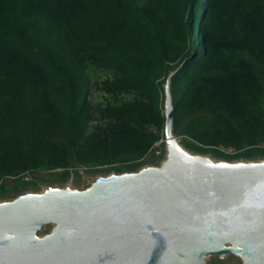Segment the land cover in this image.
I'll use <instances>...</instances> for the list:
<instances>
[{"label": "trees", "instance_id": "obj_1", "mask_svg": "<svg viewBox=\"0 0 264 264\" xmlns=\"http://www.w3.org/2000/svg\"><path fill=\"white\" fill-rule=\"evenodd\" d=\"M181 63L185 143L264 154V0H0V188L141 163Z\"/></svg>", "mask_w": 264, "mask_h": 264}, {"label": "water", "instance_id": "obj_2", "mask_svg": "<svg viewBox=\"0 0 264 264\" xmlns=\"http://www.w3.org/2000/svg\"><path fill=\"white\" fill-rule=\"evenodd\" d=\"M182 65L162 83L161 153L79 184L69 169L0 199V264H264V154L214 160L181 144L172 77Z\"/></svg>", "mask_w": 264, "mask_h": 264}, {"label": "rangeland", "instance_id": "obj_3", "mask_svg": "<svg viewBox=\"0 0 264 264\" xmlns=\"http://www.w3.org/2000/svg\"><path fill=\"white\" fill-rule=\"evenodd\" d=\"M88 72L91 74V76L103 77L102 72L97 71L95 69H91ZM89 96L91 98H94L95 100H99V99L101 100V95H100L99 91L92 85L89 88ZM176 134L178 135V138L180 139L181 144L192 153L207 155L214 160H236V159H238L236 157H232L230 155H227V154H229V152H227L226 150L221 149V148H219L221 152H218V151L210 149V148L197 149V148L191 147V146L187 145L184 141V139L189 140L190 138L184 137L183 135L178 134L177 131H176ZM70 169L73 170V172H75V180H74L75 183H77V184L81 183L82 178H81V173L79 170L82 169V167L80 165H77V166L72 167ZM111 169L117 170L119 168H103V169H98V170H92L91 169L88 172H91V171H93V172L94 171L106 172V171H109ZM29 176H30V174H29ZM24 177H26V176H24ZM24 177L19 178L18 180H15V181L12 178H10V179H12V183L9 185H6L4 188H0V199L8 200V199H11V198L15 197L16 195L24 193V192H32V191L40 190L42 186L51 183L49 181H52V183H56V184L60 183V181L55 179L54 176H50L48 174L47 175L42 174V176L39 177V179L35 178L36 181H33V182L26 181V179ZM51 178H54V179L51 180ZM227 262L238 264L240 261H239V259L234 258V257H227L225 260H221L218 257L213 256L207 260L206 264H225Z\"/></svg>", "mask_w": 264, "mask_h": 264}, {"label": "built area", "instance_id": "obj_4", "mask_svg": "<svg viewBox=\"0 0 264 264\" xmlns=\"http://www.w3.org/2000/svg\"><path fill=\"white\" fill-rule=\"evenodd\" d=\"M163 137H161L160 139H158L153 145L152 147L148 150V152L141 158V161H144L146 160L149 156L155 154V155H158L161 153V150H162V144H163ZM259 146L261 147H264V141L260 142L259 143ZM221 149H224L226 150L227 152L229 153H233L235 152V150L233 148H224V147H220ZM81 166V165H80ZM82 169H80V173H85V172H88L90 171L91 169L92 170H96L98 169L100 166H91V167H88V166H81ZM101 168V167H100ZM26 180H29V177L26 176L24 177Z\"/></svg>", "mask_w": 264, "mask_h": 264}]
</instances>
